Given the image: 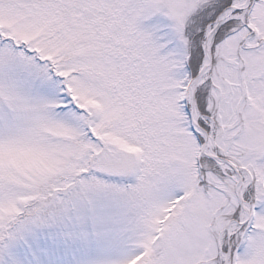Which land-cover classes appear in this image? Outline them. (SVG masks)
Listing matches in <instances>:
<instances>
[{
    "label": "snow or ice",
    "instance_id": "6c2138e0",
    "mask_svg": "<svg viewBox=\"0 0 264 264\" xmlns=\"http://www.w3.org/2000/svg\"><path fill=\"white\" fill-rule=\"evenodd\" d=\"M0 264H264V0H0Z\"/></svg>",
    "mask_w": 264,
    "mask_h": 264
}]
</instances>
